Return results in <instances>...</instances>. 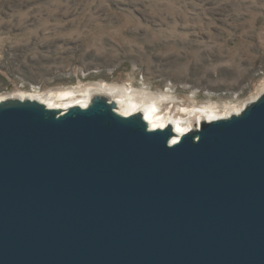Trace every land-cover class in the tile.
<instances>
[{
  "label": "water",
  "instance_id": "95a60500",
  "mask_svg": "<svg viewBox=\"0 0 264 264\" xmlns=\"http://www.w3.org/2000/svg\"><path fill=\"white\" fill-rule=\"evenodd\" d=\"M0 100V264H264V91L184 132Z\"/></svg>",
  "mask_w": 264,
  "mask_h": 264
},
{
  "label": "rangeland",
  "instance_id": "374dc122",
  "mask_svg": "<svg viewBox=\"0 0 264 264\" xmlns=\"http://www.w3.org/2000/svg\"><path fill=\"white\" fill-rule=\"evenodd\" d=\"M95 82L244 107L264 91V0H0V95Z\"/></svg>",
  "mask_w": 264,
  "mask_h": 264
},
{
  "label": "bare ground",
  "instance_id": "6f19581e",
  "mask_svg": "<svg viewBox=\"0 0 264 264\" xmlns=\"http://www.w3.org/2000/svg\"><path fill=\"white\" fill-rule=\"evenodd\" d=\"M142 88L135 91L133 86L117 87L101 83H92L91 85H79L65 87L64 90L46 93V102L49 106L58 108H68L69 106L80 104L87 106L94 94L107 95L111 100L118 104V111L122 114H131L142 112L150 125L154 128L173 126L176 135L174 141L180 139V136L199 125L204 120H212L223 116H228L233 112H239L243 107L240 105H225L224 111L220 109L221 105L215 103L198 104L194 96H188V104L181 105L178 97L171 91L162 92L158 97H153L150 92ZM12 94L11 97L34 98L33 95H24V93ZM36 97V96H35ZM5 99L0 95V100ZM37 99L41 100L42 98ZM81 99V100H79ZM171 105H165V104ZM178 108V109H177ZM193 120L192 126L189 123Z\"/></svg>",
  "mask_w": 264,
  "mask_h": 264
}]
</instances>
